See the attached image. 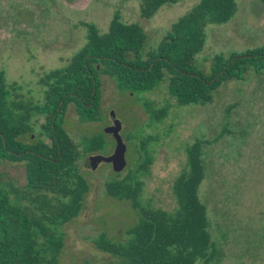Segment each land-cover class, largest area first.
<instances>
[{
    "label": "rangeland",
    "instance_id": "374dc122",
    "mask_svg": "<svg viewBox=\"0 0 264 264\" xmlns=\"http://www.w3.org/2000/svg\"><path fill=\"white\" fill-rule=\"evenodd\" d=\"M200 1L163 6L145 20L139 0H0V71H5L9 83L22 86L24 99L40 103L44 98L40 79L66 66L85 45L87 31L81 23H93L105 33L119 12L124 22L143 27L146 54ZM205 34V47L195 57V65L204 76H210L216 55L228 59L234 53L264 46V4L237 0L235 16L225 24L208 25ZM101 80L100 122L81 123L73 106L66 114L65 128L76 143L104 135L108 149L80 161L90 192L80 216L64 227L61 264H118L117 258L96 248L94 239L106 233L115 241H126V232L138 221V214L130 202L108 197L105 184L136 168L141 142L149 137L155 139L148 146L154 162L150 174L143 177L142 204L173 212L177 207L173 183L186 166V147L196 139L206 140V178L199 194L207 207L212 239L223 253L218 264H264V73L249 70L243 80L223 83L206 106H179L166 81L150 92L132 94L119 90L108 76ZM146 102L156 110L169 106L168 117L152 123ZM113 116L126 144L124 168L115 172L111 163H102L94 171L86 169L88 157L114 154L116 140L106 133L113 126ZM43 122L44 118L36 121L37 133ZM1 172L2 184L26 183L24 163L4 162Z\"/></svg>",
    "mask_w": 264,
    "mask_h": 264
},
{
    "label": "trees",
    "instance_id": "16d2710c",
    "mask_svg": "<svg viewBox=\"0 0 264 264\" xmlns=\"http://www.w3.org/2000/svg\"><path fill=\"white\" fill-rule=\"evenodd\" d=\"M139 1L141 17L150 20L163 6L181 0ZM236 12L237 0H201L146 54L143 27L124 22L119 12L105 33L83 22L85 45L66 66L40 79V103L24 99L22 86L9 83L0 71V264H61L64 227L80 216L90 192L80 161L108 149L104 135L76 143L65 128L66 114L73 106L81 123L102 120L101 76L132 94L150 92L166 81L179 106H206L223 83L243 80L249 70L264 73V46L228 59L216 55L210 76L195 65L205 47L206 27L229 22ZM144 107L152 123H162L169 115V106L156 110L146 102ZM39 118L44 122L37 133ZM154 140L141 142L138 164L128 176L105 184L108 197L130 202L138 221L127 230L126 241L101 233L94 239L96 248L117 258L118 264H218L223 253L212 239L207 207L199 194L206 178L203 149L208 142L196 139L187 145L186 166L173 183L177 207L169 212L142 204L143 177L154 162L148 146ZM4 162L25 164V185L2 184Z\"/></svg>",
    "mask_w": 264,
    "mask_h": 264
},
{
    "label": "water",
    "instance_id": "95a60500",
    "mask_svg": "<svg viewBox=\"0 0 264 264\" xmlns=\"http://www.w3.org/2000/svg\"><path fill=\"white\" fill-rule=\"evenodd\" d=\"M113 126L109 127L106 133L109 136H112L116 140V148L115 152L111 157L104 158L99 155L90 156L86 159L84 163V167L89 170H96L102 163H111L114 167L115 172H119L125 166V152H126V144L124 143L121 135L120 123L113 116Z\"/></svg>",
    "mask_w": 264,
    "mask_h": 264
}]
</instances>
